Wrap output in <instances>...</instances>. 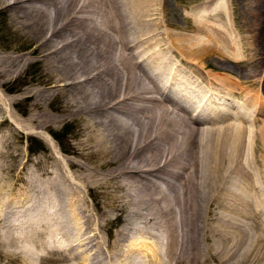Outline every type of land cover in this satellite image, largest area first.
<instances>
[{
  "label": "bare ground",
  "instance_id": "obj_1",
  "mask_svg": "<svg viewBox=\"0 0 264 264\" xmlns=\"http://www.w3.org/2000/svg\"><path fill=\"white\" fill-rule=\"evenodd\" d=\"M154 3L155 0H0V12L9 15V24L16 29V32H19L20 43L22 42L28 48L27 51H21V53L18 51L17 54L19 55L17 57L23 60L28 56H33L38 63L39 61H45L47 62L46 66L50 65L48 69L55 73L52 75L46 74L47 77L41 84L45 88H40L41 90L35 89L36 91L33 92L31 90L28 93L32 105L29 108V119L25 122L26 127L30 130H47L50 126L53 127L51 124L57 123L56 121L62 122L65 118H70L77 121L78 130L77 143L72 147V155L77 158V161H64L53 155L54 158L49 159L48 161L50 162H46V173L44 175L39 172L40 168L37 171V164H35V169L31 166L33 170L30 169L29 177L23 178L19 175L15 177V180L26 183L27 189L24 187L16 189L18 182H15L14 178L10 179V176L5 179L6 165L4 161L7 159L5 158L7 153L4 154V151L2 152L4 141L1 140L3 138L1 135L0 218L8 217L10 213L9 219L13 223L8 228L9 232H11L9 237L14 238L16 242L9 241L6 235L3 234L5 236H0V247L13 245L12 247L17 250L16 252L19 254L17 256L20 260L15 255L8 254L6 249V254L1 253L0 264H10L17 259L20 264H29L28 260L31 262L36 259L39 260L45 251L44 257L41 258L44 260L43 262H46V264H62L61 261H64L65 257L57 258L55 256L57 253L60 255V248L63 250L65 248L70 249L71 253L79 249V238L82 235V228L80 227V222L82 221L77 218L79 215H77L76 202L79 198L69 191L72 189L67 190L65 187L72 184L75 185L72 178H74L76 184L79 183L84 188L99 189L104 187L110 189L112 193H116L118 190L122 191V193L125 192V195L121 198L126 202L138 203L139 206L140 203L143 204L145 202L159 204L161 215L164 217L166 215V219H168L163 220L164 223L162 224L164 227L160 231L161 233L158 237L160 243L158 244L165 254L172 256L175 253L177 244V240L175 241L174 237L177 226L174 223L176 221L172 217L178 205L189 206L191 215L188 218L192 229L190 232L191 235L194 233L192 237L196 239L198 238V231H200L198 230V224L200 223L197 224L199 216L197 217L196 215L200 213V206L203 203L218 202L220 204L222 202L231 206L233 204L239 205L238 203H255L263 200L264 175L259 179L256 173L257 170L256 172L254 171L257 169L255 164H260L259 167L264 170V139L261 138V133L259 139L257 137V140H259L257 141L254 135L248 133L247 127L241 124L240 120L244 122L247 110L243 106L244 103L240 104L231 95L228 96L226 94L227 85L230 83L227 80L228 78L222 80L226 82V84H223L227 87L223 89L226 93L221 92L220 89L221 95L216 93V91L218 92L216 90L218 87H214L210 81L208 83L214 89L213 87L211 88L207 99L205 94L200 97L201 93H203L204 84L202 85V82L199 83L198 80L194 81L193 77H190L191 74L189 75L186 71L191 70L192 72L190 73L195 74L206 84L205 80L208 77L203 75L202 71L193 70L192 68H196L191 67L196 62L202 61L201 58L196 57L200 55L198 53H204L205 51L204 44L201 43L204 42L201 38L202 35L184 36L181 33L179 35L176 34L182 41L179 48H186V53L188 50L189 54L192 55L190 57L192 63L184 60L185 57L180 60L173 58L176 68H172L173 63L169 66L171 61L167 60V55L171 51L174 53L179 51V49H176V35L172 30H168L171 26L165 23L162 25L163 31H160L161 27L155 20L157 13L154 12L153 14V10L156 11ZM263 3L264 1L260 0L251 8L255 11L263 10ZM163 9L165 8L163 7ZM208 9L211 10L208 20L211 18L212 21L216 18L220 20L226 14L224 3L221 0H217L212 6L205 9L193 10L195 12H192L193 16L191 17L195 18V24L197 23L200 28L205 25V20L202 17L207 15L206 10ZM184 15L187 16V14ZM225 24L224 22L223 29L220 28L222 25L219 26V29L223 31ZM213 25L215 26L216 24ZM213 25L212 27L214 28ZM224 32L225 30L221 33L225 35L227 32L225 34ZM215 33H217L215 35L216 38L218 34L221 35L217 31ZM159 35L162 36V39L163 37L165 38L162 40L164 41L163 43L160 41L161 36L159 38ZM223 39H220L219 36V39L216 40L218 46H212V48L215 47L217 52L220 50L224 51L225 43L229 44L228 38H226L227 42H224ZM229 40L233 45V48H230L232 50L236 48L239 51V45L233 42L231 38ZM181 43H183L182 46ZM135 47L138 48L135 50ZM194 47L196 48L195 52L193 51ZM228 51L231 50L228 49ZM239 52L241 53L242 50L240 49ZM240 53L234 54L236 59L240 57ZM213 55L215 56V54ZM224 57L226 56L224 55ZM1 59H12V53L5 56L1 55ZM231 60L233 59L231 58ZM240 61L238 62L240 63ZM252 61L251 63H255L258 60ZM259 61L260 65L264 67V59ZM142 62L145 64H140ZM185 65L188 67H185ZM14 66L7 67V70H11ZM17 67L15 66V68ZM186 68L188 70L185 71L184 69ZM256 69L257 67L252 68L250 73L254 75ZM173 70L174 73L171 74ZM13 71L15 72L14 69ZM3 73H5L4 70ZM3 73L0 72V88L6 85L7 82L2 80L3 76H6ZM249 74L245 75L246 80L252 78L253 75L249 76ZM212 77L211 80L216 85L214 81L218 79L216 80L215 76ZM246 88L242 91L247 92ZM212 90L215 91V95H218L217 97L213 95ZM63 91H70L71 94L69 93L70 98L67 103H64L63 107L59 108L60 112L57 115H48L47 111L39 109L38 104L40 103L38 102L43 100V96L46 93H49L50 99H57L61 98ZM24 94L26 95V92ZM263 95L264 89L262 88L261 91L257 92V97L262 98ZM65 98L67 97L65 96ZM249 98L250 95L247 98V102ZM250 99L252 100V97ZM6 102L0 93V127H7V134L12 135L13 130L15 131L17 128L15 126L16 123L11 119V114L6 109ZM247 102H245L247 106L250 105ZM257 109L256 114L262 116L264 107L262 108L261 106ZM247 113L249 114V112ZM251 114H249L250 117ZM232 119L233 121H230ZM234 120H238V122H234ZM220 121H224V123H220L221 126L219 124ZM262 121L257 118V122L261 123ZM262 124L264 125L263 122ZM43 140L47 145H50L46 137ZM9 142L11 141L9 140ZM69 172H71L72 176H70ZM151 174H160L161 176L156 177L157 180L145 177ZM119 191L118 193H120ZM34 200L42 203L40 211L35 215L32 212L31 205ZM59 204L61 208H56L55 212H53L52 208L55 205L59 207ZM18 208L19 211L16 210ZM157 208L156 206L154 209ZM180 208H178V211ZM183 209H186V206ZM15 210L17 212H13ZM154 219L153 221H155ZM73 220L74 222L76 221L75 224L71 223ZM226 220L232 225L236 223H233L232 219ZM222 225H225L226 229L224 230H230L231 228L227 227L225 223ZM32 226L34 229H32ZM153 226L156 228L155 225ZM66 227L71 233L64 230ZM209 227L210 232H214L213 224ZM215 228L219 229L217 226ZM5 231L1 232L4 233ZM218 231L219 233H217ZM217 232L212 234L216 236L211 238L210 243L214 238L218 237L219 240L214 239L213 242L216 240V243L213 246L229 248L228 242H224L222 239L227 240L230 236L228 237L226 232L221 234L220 230H217ZM133 234L132 236H134ZM141 234L139 232L136 233V235L140 236L137 238H141ZM154 235L157 234L154 233ZM180 236L182 237V235ZM234 237L236 239H233V244L236 246L237 231H235ZM39 239L46 240V244L49 245L48 248L44 249L43 253L39 251V246L42 248L44 241ZM193 242L195 243V241ZM129 243H131L132 254H134V249L138 251L141 245V242L138 244ZM141 246H144V244ZM145 247L149 249V246L145 245ZM182 247L184 248L185 246ZM154 249L156 251L159 250L156 245ZM78 251L76 252L77 254ZM132 254L128 255L132 256ZM192 255H190L191 259ZM194 256L197 257V255ZM172 260L171 258L168 261L172 263ZM43 262L40 263L45 264ZM188 264H190V261Z\"/></svg>",
  "mask_w": 264,
  "mask_h": 264
},
{
  "label": "rangeland",
  "instance_id": "obj_2",
  "mask_svg": "<svg viewBox=\"0 0 264 264\" xmlns=\"http://www.w3.org/2000/svg\"><path fill=\"white\" fill-rule=\"evenodd\" d=\"M216 1L217 0H169V1L168 0H159V1L155 0V3H154L155 7L154 8L156 9V11L153 10V14H154V12L157 13V15H155V17H156L155 20L157 21L158 25L161 27V30H160L161 32L163 31L162 25H164V23H165V24L171 26V27L168 26L169 27L168 30H170V31L172 30V32L175 35L176 34L179 35L180 33H181V35H184V36L202 35L201 38L203 39L204 42H201V43L204 44L205 51H204V53H201V52L198 53L200 55L196 56L197 58H201L202 61H199L196 63L194 62L195 65H192L191 67L196 68V69L192 68L193 70L198 69V70L202 71L203 75H206L209 80L208 79L205 80L206 81V84H205L202 81V79L195 76V74L190 73V72H192L191 70H188V68L184 69L185 71L188 70L186 72H188L189 75L191 74L190 77L191 78L193 77L192 79L194 81L198 80L199 83L202 82V85L204 84L203 85V93H201L200 97H202L204 94H205L206 99L209 97L208 93H210L211 88L213 87L212 85H210V83H212L214 85V87H216V88L218 87L216 89V90H218V92L216 91V93H219L221 95V92H225V90H223L224 87H225V89L227 88L226 85H223V84H226V82H223L222 80H224V78L225 79L228 78L227 80H228V82H230L229 83L230 85L229 84L227 85L228 86V88L226 89L227 93L226 92L225 93L228 94V96L231 95V97L234 98V100H236V102H238L240 104L244 103L243 106L247 110L245 118H244L245 119L244 122L240 120L241 124H243L245 127H247L248 133L251 135H254L256 140H257V137L259 139L260 133L262 136L261 138L264 139V134H263L264 133V128H263L264 125L262 124V122L264 123V120H263L264 112L262 113V116L256 114V111H258L257 108H259L261 106H262V108L264 107V95L262 96V98L257 97V92L261 91L262 88L264 89V67L262 65H260V61H259L260 59H264V9L255 11L251 8V7L255 6L260 0H221V2L224 3V9H225V13H226L225 16L224 17L222 16L220 18V20H218V18H216L217 20L214 19L213 21L211 20L212 18L208 20L207 18H210L209 14L211 13V10L208 9V10H206L207 15L205 17H202L205 20V25L201 28L198 27L197 23L195 24V21H194L195 18L191 17V16H193V13L195 12L193 10L205 9L206 7L212 6L214 4V2H216ZM263 1L264 0H262V2ZM164 2H165V5H164ZM159 5H160V7L162 5L163 6L160 8ZM163 7L165 9H163ZM159 8L161 11L159 10ZM164 13H165V15H164ZM184 14H187L188 17L185 16ZM216 21H217V23H216ZM159 22H161V23H159ZM224 22L226 23L224 30H225V32H227L226 34L224 32L225 35L222 34L224 30L222 31L219 29L220 25H222L220 28L223 29ZM9 23H10L9 15L3 14L0 12V56L1 55L5 56V55H8L9 53H12V59H1L3 62L0 60V72L3 73V70H4L5 73H3V74L7 76V78H6V76L5 77L3 76L2 80L4 82L5 81H7V82H6V85H3V87L0 88V93L4 97V100L7 101L6 102V109L11 114V116H12L11 119L13 122L16 123V124L15 123L14 124L17 128L15 131L13 130V132H12L13 134L11 133L12 135H10L9 133H8L9 134L8 135L7 134L8 128L4 127V126L0 127V137L2 135L3 138L1 140L4 141L3 142L4 147H3L2 152L4 151L3 152L4 154L7 153V154H5L6 155L5 158H7V159L4 161V163L6 165L5 166L6 167L5 179H8L10 176V179L14 178V180H15V177L17 175H19L23 178L29 177L30 169L33 170L32 167L35 169V166H36L35 164H37V166H36L37 171L40 168L39 172L44 175L46 173V171H45L46 165L48 162H50L48 160L49 159L51 160V158H54V156L58 157L60 159H63L64 161H69V160L77 161V158L74 155H72L73 154L72 147H73V145L75 146V144L77 143L78 130H77V121L71 120L70 118L69 119L65 118L64 121H62V122L56 121L57 123L51 124V125H53V127L50 126L47 130L46 129H44V130H30L28 127H26L25 122L27 121V119H29V108L32 105V101H30V99L28 97V95H29L28 93L31 92V90L33 92V91H36L35 89L45 88V86L43 87V85H41V84L43 83V80L46 79V77H47L46 74L52 75L55 73L51 72L48 69V68H50V65L46 66L47 62H45V61H39V63H38V61H36V58L33 56H28L29 58L27 57V58H24L23 60H20L19 57H17V55H19V54H17L18 51H19V53H21V51L22 52L27 51L28 48L25 47V45H23L22 42L20 43L19 32H16L15 31L16 29ZM213 24H216V25L214 26ZM173 25H174V27H173ZM212 25L214 26L215 29L212 27ZM205 27H207V28H205ZM217 28H218V30H217ZM205 29H207V30H205ZM215 31H217L218 33H220L223 36L218 34V37L216 38L215 35H217V33H215ZM205 32H206V34H205ZM177 35L175 37L176 38L175 43L177 42L176 45L178 47L176 46V49H179V51H176V53L171 51L167 55V60L169 59V62L171 61L169 63V66H171L173 63L174 65L172 68H174V69L176 68V65L173 62V58L175 60H180L181 58L183 59L185 57L184 60L192 63V59L190 58V57H192V55L189 54L188 50L186 53V48L185 49L183 47H182V49L179 48L180 42H182V41H180L179 36H177ZM160 36L161 35H159V38H160ZM219 36H220V39L224 38L223 39L224 42L225 41L227 42L226 38H228L229 44L225 43L224 51L220 50L219 52H217L215 47L212 48V46H218V42H216V40L219 39ZM230 38L233 40V42H235L237 45L240 46V47L238 46V48H239V51H240V49L242 50L241 53L236 48L234 50H232L230 48V47L233 48V45L230 43L231 41L229 40ZM164 39L165 38L163 37V39H162V36H161L160 41L163 43L164 41H162V40H164ZM182 44L183 43H181V46H182ZM207 46H209V47L207 48ZM137 48L135 47V50ZM227 48L231 51H228ZM193 51L195 52L196 48ZM193 51H191V52H193ZM220 52H224L221 54H224L226 57L223 58L224 55H221ZM236 53H240V57L237 59L234 56V54L236 55ZM208 54H209V56H208ZM213 54H215V56ZM226 54H228V55L230 54L229 56L233 60H231V58ZM241 54H242V56H241ZM248 54H249V56H248ZM246 55H247V57H246ZM252 55H253V57H252ZM221 57H222V59H221ZM244 57H245V59H244ZM26 60H28L29 62ZM240 60H242V61H240ZM248 60H250V61H248ZM252 60L253 61L258 60V61L255 62L256 63L255 64V63H251ZM238 61H240V63ZM225 62H226V64H225ZM143 63L144 62H142L140 64H143ZM198 63L200 64V67H199ZM11 65L12 66L15 65L16 67L17 66L18 67L15 68V66H14L11 70L8 71L7 67H9ZM258 66H259V68H258ZM185 67H188V66L185 65ZM255 67H257L256 73H255L257 75H255V74L253 75L250 73V70L252 68H255ZM13 69L15 70V72L13 71ZM167 70H169V69H167ZM259 70H260V72H259ZM6 73H8V74H6ZM173 73H174V70L172 71L171 74H173ZM258 73H261L262 75L261 74L258 75ZM216 74H217L218 78L216 77ZM248 74H249V76H251V75H253V76H252V78H249V80H246L245 75H248ZM210 75L215 76L214 78L216 80L218 79L217 81H214L216 83V85L212 82L213 80H211V79L213 77ZM208 82H210V83H208ZM39 83H40V85H39ZM207 87L209 88V90ZM214 87H213V89H214ZM246 87L248 89L250 88L249 89L250 98L252 97V100H253L255 97V99H254L255 101L254 100L252 101L249 98V101L247 102V100H248L247 98L249 97V95H248V89ZM245 88H246L247 92L242 91V90H245ZM219 89L221 92H219ZM212 91H213V95H215L214 94L215 91L214 90H212ZM25 92H26V95L24 94ZM63 92H64L63 93L64 95L62 94L60 96L61 98H57V99L56 98L50 99V96L48 95L49 93L48 94L46 93L43 96L44 101L42 100L41 102H38V103H40V104H38L39 109L47 111L46 113H48V115L49 114L52 116L57 115V113L60 112L59 108L63 107L64 103L66 104L68 99L70 98V94H71L70 91H63ZM231 92H232V94H231ZM241 92H242V94H241ZM65 96L67 98H65ZM215 96L217 97L218 95L216 94ZM63 99H65V100H63ZM245 102L250 103V105L247 106V104ZM46 104H47V107H46ZM251 108H253L252 109L253 111L251 110ZM247 112H249V114L252 113L251 117ZM253 112H254V114H253ZM257 118H260L261 121L262 120L263 121L261 123L257 122ZM252 119H253V121H252ZM230 121H233V119ZM254 121H255V123H254ZM234 122H238V120H234ZM220 123H224V121H220L219 124ZM220 126H221V124H220ZM50 128H52V129H50ZM44 137H46L48 139V142L50 143V145H47L44 142V140H43ZM8 138L11 142H9ZM203 138L205 140V136ZM6 141H7V143H6ZM257 141H259V140H257ZM258 156H260V154H258ZM259 165L260 164H255L257 169H255L254 171L256 172V170H257V172H256L257 177L260 179L264 175V170L262 167H259ZM259 171H260V173L258 174ZM69 173H70V176H72L71 172H69ZM159 175L151 174V175H146L145 177L149 178V179L152 178V180H157L156 177L161 176V175L160 176ZM72 179H73L75 185L72 184L73 186L69 185V186H65V187L67 190L72 189L69 191H71V193L73 192L72 194H74L76 197L79 198L76 202L77 211H78L77 215H79V216H77V218L79 219V221H82V222H80V227L82 228L81 229L82 235H80V238H79L80 247L76 251H73L74 253H71L70 249L65 248L63 250L62 248H60V251H59V253L61 252L60 255H58V253L55 255L57 258H60V257L64 258L65 257L66 260L64 259L65 262L61 261L62 264L63 263L64 264H133V263H135V264H175V262H176V264H180V263L181 264H188L189 261H190V264H264V197H263V200L255 202V203H245V204L238 203L239 205L233 204L231 206L224 204L222 202L220 204H218V202H215L216 204L214 202L209 203V204L203 203L202 206H200L201 207L200 213H198V215H196L197 217L199 216L197 224L200 223V224H198V230H200V231H198V238H196V239L194 237H192V235L194 233L191 235V232H190V230L192 231V229H191L190 220L188 218L189 215H191V212H190L191 210L189 211V206L185 205L186 209H183V208H185L184 205H180V206L178 205V207L175 209L176 212L173 213V217H172L173 220L176 221L174 223L177 226V228L175 226L176 234L174 236L175 241L177 240L176 241L177 244H176V250L174 253L175 256H174V254L172 256L170 254L169 255L165 254L160 249L161 246L158 244V243H160L159 242L160 240L158 239L159 234L161 233L160 231L163 230V227H164V225L162 223H164V221L168 219V218L166 219V215H165V217L161 215V207L159 206V204L148 202L150 204L149 205L147 202H145L143 204L140 203V206L138 205V203H134L135 204L134 205L133 202H126L125 200H123L121 198L123 195H125L124 194L125 192L122 193V191L118 190L120 193H118V191L116 193H112L110 189L104 188V187H101L99 189L98 188H84L79 183L76 184V181L74 180V178H72ZM15 182H18L16 189L18 187H24L25 189L28 188L26 183L20 182L18 180H15ZM24 188H22V189H24ZM102 190H103V192H101ZM47 191H48V189H47ZM111 194H113V195H111ZM263 194H264V192H263ZM115 195H117V196H115ZM81 196H82V198H81ZM114 197H115V199H114ZM16 198H17V194H16ZM34 201H33V204H31V205H32V212L35 215L40 211L42 203H40L36 200H34ZM105 204L108 206H106ZM119 204H120V206H119ZM217 204H218V207H217ZM110 205H112V206H110ZM128 205H129V207H128ZM55 206L52 208L53 212H55L56 208H61L60 204H59V207H57V205H55ZM153 206H154V208H156V206L158 208L154 209ZM181 206H183V207H181ZM106 207H107V209H106ZM111 208H112V210H110ZM142 208H145V209H142ZM178 208H180L179 211H178ZM235 208H237V209H235ZM151 209H154V210H151ZM223 209L224 210L226 209L227 212H226V210L224 211ZM16 210L19 211V208ZM16 210L13 212H17ZM156 210H157V212H156ZM210 210H211V214H210ZM7 211H8V209H7ZM116 211H117V213H116ZM217 211L220 213H218ZM80 212L83 214L80 215L81 214ZM179 212H180V214L178 215ZM203 212H205V213H203ZM87 213H88V215H87ZM201 214H204V215H201ZM104 216H106V217L108 216V217L104 218ZM130 216H131V219H130ZM154 217H156V218L154 219ZM5 218H0V236L6 235V238L9 241L16 242L14 240V238L9 237V236H11V232H9L10 230H8V228H10L11 223H13V222H10L11 219H9L10 213H9V216L5 217ZM203 218H205L204 219L205 221L203 220ZM153 219L155 221H153ZM226 219H230V220L232 219V222L233 223L236 222V223L232 225V223H228L227 222L228 220H226ZM91 220H93V221H91ZM211 220H212V222H211ZM127 222H128V224H127ZM71 223L75 224L76 221L74 222V220H73ZM144 223H147V224H144ZM157 223H159V224H157ZM224 223L226 224L227 227H231L230 230L228 229L230 233L228 232V230H224V229H226L225 225H222ZM207 224H208V227H207ZM212 224L214 226V232H217V230H220L221 234L223 232H226L227 233L226 235L228 237L230 236L227 240L222 239V241L228 242L229 248L228 247L222 248L220 246H218V247L213 246L216 243V240H215V242H213L214 239H218V237L214 238L213 241H211V243H210L211 238L213 236H216V235H212L214 232L213 231L210 232V230H209V228H210L209 226ZM107 225H108V227H107ZM153 225H155L156 228ZM160 226L162 229L160 228ZM215 226H217L219 229H216ZM220 226H221V228H220ZM67 227L64 228V230L66 232L69 231V233H71ZM138 227H141V228L138 229ZM143 227H144V229H143ZM179 227L181 228V230ZM120 228H121V230H120ZM204 228H205V230L203 231ZM32 229H34L33 226H32ZM32 229L30 228V230H32ZM83 229L84 230L86 229V230L84 231ZM140 229L141 230L143 229L142 230L143 232ZM153 230H156V231H153ZM1 231H5L6 233L5 232L3 233ZM134 231L136 233H138V232L140 234L142 233L141 238H137L140 236L136 235V233ZM181 231L183 232V234ZM235 231H237L236 246H234V244H233V239L235 238L234 237ZM124 232H125V234L128 232L126 234V236H125ZM145 232H147V233H145ZM152 232H154L158 236L154 235V233H152ZM157 232H159V233H157ZM116 233H118V234H116ZM217 233H219V231ZM3 234H5V235H3ZM132 234L134 236H132ZM143 235H144V237H143ZM180 235H182V237L183 236L184 237L182 238ZM200 235L201 236L203 235V236L201 237ZM39 237L41 238V236H39ZM199 238L201 241L199 240ZM88 239H89V241H88ZM183 239H184V241H183ZM230 239H232V240H230ZM39 240H42V239H39ZM95 240H96V243H95ZM126 240H129V241H126ZM42 241H44V244H42V246H43L42 248L39 246V251H41L43 253L44 249L48 248L49 245L46 244V240H42ZM193 241H195V243ZM85 242H86V244H85ZM129 242H134L135 244H138L139 242H141V245L144 244V246L140 245V247L138 248V251H137V249H134L136 251V253H135V251H133L134 254H132L131 249H130L131 243H129ZM87 243H88V245H87ZM231 243L233 246L231 245ZM13 244H15V243H13ZM196 244H197V247H196ZM145 245L149 246V249L147 247H145ZM155 245L159 248L158 251H156L154 249ZM12 246L0 247V256H1V253L6 254V252H7L8 254L15 255L18 258L17 255H19V254L16 252L17 250ZM182 246H185L186 248L185 247L183 248ZM10 248L12 249V251ZM118 248H119V250H118ZM6 249H7V251H6ZM61 249H62L63 253H62ZM82 250L84 253L82 252ZM193 250H195V251H193ZM77 251H78V254L76 253ZM45 252L43 253V255H45ZM180 253H182V254L180 255ZM128 254L129 255L132 254V256H129ZM43 255H41L42 256L41 258L44 257ZM190 255H192V259H191ZM194 255H197V257ZM2 256H5V255H2ZM174 257H175V261H174ZM41 258L39 260L38 259L33 260L32 262L28 260V262H29V264H35V263L41 264L40 262L44 261ZM125 258L127 261L125 260ZM168 258H170V259H168ZM171 258L173 259L171 261L172 263H170L168 261V260H171ZM18 259L15 260V262H12L10 264H20L19 263L20 259L19 260ZM189 259H191V260H189ZM43 263L46 264V262H43Z\"/></svg>",
  "mask_w": 264,
  "mask_h": 264
}]
</instances>
